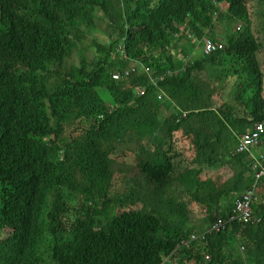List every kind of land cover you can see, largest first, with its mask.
I'll list each match as a JSON object with an SVG mask.
<instances>
[{"label":"trees","instance_id":"16d2710c","mask_svg":"<svg viewBox=\"0 0 264 264\" xmlns=\"http://www.w3.org/2000/svg\"><path fill=\"white\" fill-rule=\"evenodd\" d=\"M114 1L0 0V264H264V134L235 152L264 123V0ZM130 159L143 197L115 194Z\"/></svg>","mask_w":264,"mask_h":264},{"label":"rangeland","instance_id":"374dc122","mask_svg":"<svg viewBox=\"0 0 264 264\" xmlns=\"http://www.w3.org/2000/svg\"><path fill=\"white\" fill-rule=\"evenodd\" d=\"M113 10L118 11L119 3L115 0L113 3ZM107 23L105 20L98 22V27L94 32L87 33L84 38V49L86 50L88 57L90 59H95V51L91 48L94 45V42L97 41L99 43L103 42L107 37ZM202 45V47H201ZM198 48H201L202 52L204 50V44H198ZM79 54H76L68 63V67H72L77 65L80 60L78 58ZM105 97V98H104ZM103 99L106 100V94L104 93ZM135 164L132 159L126 160L120 164V167H117L116 170H121L122 175H120V179L123 178L122 182L118 184L115 188V194L118 195H128L130 196L132 193L138 194L140 197H143L144 193H147L149 190L152 189L149 185L143 182V176L139 174L138 171L135 170ZM165 194L172 192L173 183L168 181L166 184L162 185ZM78 197L71 196L70 202L78 201ZM197 222V221H196ZM200 222V221H199ZM202 222V221H201ZM203 223V222H202ZM7 231V230H4Z\"/></svg>","mask_w":264,"mask_h":264},{"label":"built area","instance_id":"2783aa9c","mask_svg":"<svg viewBox=\"0 0 264 264\" xmlns=\"http://www.w3.org/2000/svg\"><path fill=\"white\" fill-rule=\"evenodd\" d=\"M204 48L207 54L216 52L218 50H221L224 48V45L222 43H216L213 40L209 38L203 39ZM134 72V71H133ZM131 73H127V76H130ZM159 97H161L159 95ZM264 134V123H256L249 131L244 133L239 137V142L236 146L235 152L236 153H251L250 150L259 145L261 141V136ZM254 158V157H253ZM257 163H259L256 158H254ZM262 162V161H261ZM264 167V164H262ZM264 173V170H263ZM255 196V189H250L247 192L244 193L241 200H237L235 204V208L233 210V215L231 216L232 219H237L239 221H250L251 220V202ZM260 222V219L258 223ZM222 220L217 221L209 230L208 232H211L213 230L219 231L222 227ZM196 236L192 235L191 240L195 239ZM190 264H195L190 263Z\"/></svg>","mask_w":264,"mask_h":264},{"label":"clouds","instance_id":"9594fccd","mask_svg":"<svg viewBox=\"0 0 264 264\" xmlns=\"http://www.w3.org/2000/svg\"><path fill=\"white\" fill-rule=\"evenodd\" d=\"M219 6H220L221 10H224V11H226V10L229 8V4H227V3H220ZM240 26H241V25H240ZM182 29H184V30L186 31V33H188V34L194 39L192 42L195 43V44H203V39H204V38H209V39H211L210 37H207V36H205V37L202 38V39H198L196 36H194L193 34L189 33V31H187V30L185 29V26L182 27ZM182 29H181V30H182ZM211 40H213V39H211ZM213 41H214V40H213ZM214 42H216V41H214ZM216 43H221V42H216ZM222 44H223V43H222ZM223 45H224V44H223ZM121 46H122V45H121ZM223 49H224V48H223ZM223 49H221V50H223ZM120 54L122 55V58H124V51H122ZM136 63H137V61L134 63V65H133L132 68L127 69V70L125 71V75H126L127 78H131L132 76L135 75V72H133V68H134V66L136 65ZM129 72L131 73V75H130V76H127V73H129ZM159 95H160L161 97L164 96L163 93H160ZM159 95H158V97H159ZM163 99H165V97H164ZM186 114H187L186 111H185V112H182V111H181V113H180L181 118H185ZM260 222H261V221H260ZM260 222H259V223H260Z\"/></svg>","mask_w":264,"mask_h":264},{"label":"bare ground","instance_id":"6f19581e","mask_svg":"<svg viewBox=\"0 0 264 264\" xmlns=\"http://www.w3.org/2000/svg\"><path fill=\"white\" fill-rule=\"evenodd\" d=\"M188 36H189V35H188ZM179 37H180V36H179ZM179 37H178V38H179ZM190 39H192V38H190ZM123 50H124V49H123ZM203 53H205L206 55H211V54H212V53L207 54L206 51H205V48H204V50H203ZM213 53H214V52H213ZM119 78H120V76L116 74V75H115V79H119ZM159 98H160V99H163L164 96H163V97H159ZM260 142H261V141H260ZM259 144H260V143H259ZM234 154H235V153H234ZM258 160H259V159H258ZM251 189H252V188H251ZM249 190H250V189H249ZM252 211H253V209H252ZM252 211H251V214H252ZM231 215H232V214H231ZM234 220H235V221H239V220H237V219H232V218H230V220H229L228 222H232V221H234ZM250 221H251V220H250ZM250 221H249V222H250ZM254 221H255L256 223H258L259 219H258V218H257V219L255 218ZM240 222H243V221H240ZM211 228H212V227H211ZM208 231H209V230H207L206 233H209ZM213 231H215V230H213ZM219 231H220V230H219ZM211 234H212V233H211ZM208 235H209V234H208Z\"/></svg>","mask_w":264,"mask_h":264},{"label":"crops","instance_id":"0c3cea01","mask_svg":"<svg viewBox=\"0 0 264 264\" xmlns=\"http://www.w3.org/2000/svg\"><path fill=\"white\" fill-rule=\"evenodd\" d=\"M189 38H192L190 35L188 36ZM193 39V38H192ZM192 39H190V40H192ZM254 149V151H257L258 152V150H259V147H255V148H253ZM230 173V172H229ZM255 191H256V195L258 194V197L263 193V189H262V187H257L256 189H255Z\"/></svg>","mask_w":264,"mask_h":264}]
</instances>
